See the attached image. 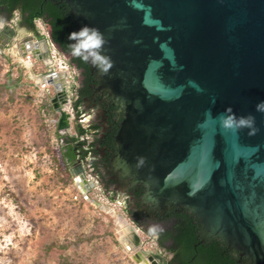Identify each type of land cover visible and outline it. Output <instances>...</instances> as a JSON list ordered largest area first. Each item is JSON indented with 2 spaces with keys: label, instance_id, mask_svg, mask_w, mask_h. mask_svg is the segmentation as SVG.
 <instances>
[{
  "label": "water",
  "instance_id": "water-1",
  "mask_svg": "<svg viewBox=\"0 0 264 264\" xmlns=\"http://www.w3.org/2000/svg\"><path fill=\"white\" fill-rule=\"evenodd\" d=\"M66 2L95 48L103 91L126 105L116 168L145 187L152 208L186 207L203 242L219 239L264 264V0ZM16 35L0 22V46ZM51 43L59 49L48 31L20 47L45 60ZM60 75L45 77L67 129L68 82ZM79 167L76 184L91 186ZM136 256L138 264H168L142 248Z\"/></svg>",
  "mask_w": 264,
  "mask_h": 264
},
{
  "label": "rangeland",
  "instance_id": "rangeland-1",
  "mask_svg": "<svg viewBox=\"0 0 264 264\" xmlns=\"http://www.w3.org/2000/svg\"><path fill=\"white\" fill-rule=\"evenodd\" d=\"M41 25L37 22L38 36L14 19L17 35L0 46V85L7 83L9 74L20 79V86L0 95V264H138L140 248L168 256L157 243L161 224H141L153 231L148 235L125 213L127 197L109 199L90 171L86 179L92 185L80 189L75 182L79 170L60 165L65 138L76 134L71 105L77 73L53 49L45 60L23 55L20 45L26 37L37 41L48 33ZM65 70L68 98L63 109L72 116L70 126L60 129L57 93L36 78ZM90 121L81 120L85 127ZM121 221L141 237L134 251L122 241Z\"/></svg>",
  "mask_w": 264,
  "mask_h": 264
},
{
  "label": "trees",
  "instance_id": "trees-1",
  "mask_svg": "<svg viewBox=\"0 0 264 264\" xmlns=\"http://www.w3.org/2000/svg\"><path fill=\"white\" fill-rule=\"evenodd\" d=\"M18 17V25L39 36L37 22L51 32L53 43L60 52L69 57L71 68L80 72V86H73L72 109L75 114L76 134L65 138L60 148V165L66 170L79 157L90 165L92 175L100 182L106 196L114 201L121 197L116 186H131L129 197L123 202L127 216L138 226L154 217L163 222L165 229L158 233L157 243L173 255L170 264H244L241 254L230 251L219 239L203 242L200 226L186 207H174L166 213L144 203L145 187L132 186L123 170L114 165L117 156V136L125 119V106L117 103L113 96L103 91L101 65L96 59L91 40L79 32L75 19L66 0H0V21L9 23ZM75 76V80H77ZM20 86V79L8 75L3 91H11ZM102 97L105 102H102ZM122 106L117 118V107ZM103 112L99 121L83 126L81 120L92 109ZM59 139H63L58 134ZM70 174V173H69ZM148 235L151 230H144ZM167 243H170L167 247Z\"/></svg>",
  "mask_w": 264,
  "mask_h": 264
},
{
  "label": "flooded vegetation",
  "instance_id": "flooded-vegetation-1",
  "mask_svg": "<svg viewBox=\"0 0 264 264\" xmlns=\"http://www.w3.org/2000/svg\"><path fill=\"white\" fill-rule=\"evenodd\" d=\"M15 19H17V22H18V17L17 18H15ZM5 23V22H4ZM5 24H10L11 26H13V21H11V22H9V23H5ZM49 31V30H48ZM31 33H34V32H31ZM58 52L60 53V54H62L61 52H60V50L58 49ZM63 55V54H62ZM63 56H65V55H63ZM66 58H67V61H68V64H69V61H70V58L69 57H67V56H65ZM70 66V65H69ZM72 69H74V71L77 73V80H75V85H76V88H78L79 86H80V80H81V76H80V72L76 69V67H74V68H72ZM46 76V75H45ZM102 99V102H105L106 100H105V98L104 97H102L101 98ZM125 108V107H124ZM122 106H118L117 107V118L119 117V115H120V113H121V110H123L124 109ZM103 115V112L101 111V109L100 108H95V109H92L91 110V112L90 113H88V114H86L85 115V117L83 118V119H86V118H89V119H91V121H90V123L91 122H93V121H99L100 120V118H101V116ZM89 123V124H90ZM88 124V125H89ZM87 125V126H88ZM82 163V166H83V168L85 169V171H86V173H87V171H90V173H92V170H91V168H90V165L89 164H86L84 161H82L79 157L76 159V161L72 164V166L73 167H75V168H77L78 170H80V167H79V165ZM97 182L100 184V182L97 180ZM101 185V184H100ZM115 189L122 195V196H125V197H127V199H128V197H129V193H130V190H131V186H129V185H127V186H122V185H119V186H116L115 187ZM151 221H153L155 224H161L162 225V227H163V229L162 230H164L165 229V224L163 223V222H157V220L154 218V217H152V219H151ZM224 243V242H223ZM225 244V246L231 251V249H230V247L226 244V243H224ZM167 245V247H169V245H170V243H167L166 244ZM159 246V245H158ZM160 247V246H159ZM163 249V251L168 255L169 254V252L166 250V248L164 247V248H162ZM233 252V251H232ZM165 258L168 260V264H170V261L172 260V258H173V255L172 254H169L168 256H165ZM246 261H248V263H244V264H255V263H253L249 258H245V257H242L241 256V261L240 262H246Z\"/></svg>",
  "mask_w": 264,
  "mask_h": 264
},
{
  "label": "bare ground",
  "instance_id": "bare-ground-1",
  "mask_svg": "<svg viewBox=\"0 0 264 264\" xmlns=\"http://www.w3.org/2000/svg\"><path fill=\"white\" fill-rule=\"evenodd\" d=\"M42 48H43V50H42ZM39 49H40V52H42L41 55H44V53H45L44 46L43 45H39ZM26 65L28 67H31V63L30 62H27ZM61 73H64V72H61ZM66 76H67L66 73L63 76L60 75L58 77V81H61L62 84H64L65 81H66V78H65ZM36 80H37V82H41L42 81L44 83H47L46 77L36 78ZM56 81H54V82H56ZM57 101H59V100H57ZM81 185H82V187L84 186V184H81ZM121 228H122V232H123V236H124L122 238V241L126 244L127 247L129 246V247L132 248L131 251H134L135 249H137V248H135V249L133 248V247H135L134 242H136L138 245L140 243L139 242L140 239H138V232H137V230L133 229V227L131 225H129L128 223L122 222V221H121Z\"/></svg>",
  "mask_w": 264,
  "mask_h": 264
},
{
  "label": "built area",
  "instance_id": "built-area-1",
  "mask_svg": "<svg viewBox=\"0 0 264 264\" xmlns=\"http://www.w3.org/2000/svg\"><path fill=\"white\" fill-rule=\"evenodd\" d=\"M41 24V23H40ZM42 26V25H41ZM42 29H44V28H42ZM45 35L46 36H48V33L45 31ZM51 47H52V49H53V51L55 52H58V50L55 48V46L51 43ZM63 72H65V73H67V71L65 70V71H63ZM68 78V77H67ZM71 109H72V105H71ZM72 112H73V109H72ZM71 115V114H70ZM72 116V115H71Z\"/></svg>",
  "mask_w": 264,
  "mask_h": 264
},
{
  "label": "crops",
  "instance_id": "crops-1",
  "mask_svg": "<svg viewBox=\"0 0 264 264\" xmlns=\"http://www.w3.org/2000/svg\"><path fill=\"white\" fill-rule=\"evenodd\" d=\"M42 50H43V48H42ZM43 57H44V55H42Z\"/></svg>",
  "mask_w": 264,
  "mask_h": 264
}]
</instances>
